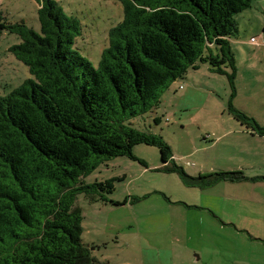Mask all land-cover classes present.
Segmentation results:
<instances>
[{"label": "trees", "instance_id": "trees-1", "mask_svg": "<svg viewBox=\"0 0 264 264\" xmlns=\"http://www.w3.org/2000/svg\"><path fill=\"white\" fill-rule=\"evenodd\" d=\"M121 1L124 18L110 31L98 68L75 49L81 24L56 0H37L39 32L24 22L7 27L21 38L11 50L32 77L0 96V264H107L84 243L75 201L86 194L108 202L114 180L81 179L112 158L146 164L133 153L137 145L157 147L160 171L190 188L251 180L243 172L191 177L162 137L130 121L157 108L198 62L226 76L235 98L237 61L228 38L237 30L235 16L254 0ZM229 110L264 136V126L232 102Z\"/></svg>", "mask_w": 264, "mask_h": 264}, {"label": "rangeland", "instance_id": "rangeland-1", "mask_svg": "<svg viewBox=\"0 0 264 264\" xmlns=\"http://www.w3.org/2000/svg\"><path fill=\"white\" fill-rule=\"evenodd\" d=\"M56 1L81 24L75 49L98 68L110 31L124 18L122 1ZM38 9L37 0H0V96L32 77L11 50L21 38L7 27L24 22L39 32ZM235 21L237 30L228 38L237 61L235 98L226 76L198 62L199 69H190L164 92L157 108L130 123L162 137L189 176L243 172L251 180L242 183L249 185L187 187L177 174L160 171V150L144 144L133 153L146 164L127 157L101 162L81 182L114 180L108 202L86 194L75 201L83 215V241L97 247L94 255L101 262L264 264V189L256 188L264 174L240 167L242 163L264 171V140L237 132L238 121L229 110L232 102L264 126V0H254ZM210 48L219 54L216 46ZM255 159L261 164H253Z\"/></svg>", "mask_w": 264, "mask_h": 264}, {"label": "crops", "instance_id": "crops-1", "mask_svg": "<svg viewBox=\"0 0 264 264\" xmlns=\"http://www.w3.org/2000/svg\"><path fill=\"white\" fill-rule=\"evenodd\" d=\"M234 127L237 130V132H240L241 134H244L246 136H249L253 140H256V139L264 140V136L258 135L257 133H255L252 130L246 128L244 125H242V124H240L238 122H237V124L234 125ZM261 162H262V160H261ZM259 163H260V160H258V159H255V162H253V164H259ZM240 167L241 168H244V169H247L249 171H252L254 174H264V171L262 169H260V168L253 170V167L252 166H246V165H244L242 163L240 164ZM248 175H250V174H248ZM246 182H248V181H246ZM232 184L233 185H242V186H248L249 185V183H242V182L241 183H232ZM256 188H262V189H264V182L262 183V186H257ZM231 206L238 211L239 207H236L235 205H232V204H231ZM238 217H240V216L237 213L236 214V218H238Z\"/></svg>", "mask_w": 264, "mask_h": 264}]
</instances>
